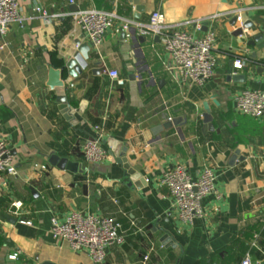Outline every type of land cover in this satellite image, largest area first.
<instances>
[{
	"label": "crops",
	"instance_id": "1",
	"mask_svg": "<svg viewBox=\"0 0 264 264\" xmlns=\"http://www.w3.org/2000/svg\"><path fill=\"white\" fill-rule=\"evenodd\" d=\"M70 1L18 0L24 25L0 36V139L11 147L17 168L16 177L0 182V264H94L86 252L52 236L51 219L64 220L72 211L121 225L124 242L108 250L105 264H241L246 255L264 264V120L238 113L234 104L245 90H264V0ZM88 9L117 12L132 23V36L126 38L117 21L99 51H91L83 76L68 86L71 106L85 105L74 126L46 85L49 70L72 58L83 35L69 14ZM236 9L250 27L242 28L243 36L233 35L239 26H231V15L207 21L206 28L203 22L197 31V21ZM157 11L167 24L196 37L215 32L217 66L204 87L169 71L172 61L157 38L136 35L135 25L147 24ZM238 57L250 61L241 71L232 67ZM103 64L120 73L123 85L109 90ZM205 103L213 128L203 131ZM169 119L172 127L164 128ZM95 127L107 152L109 140L123 145L142 179L125 177L109 154L98 165L84 162L81 147L96 136ZM53 152L83 172L51 165ZM177 164L194 180L207 166L217 175L216 193L204 199L203 215L192 225L178 220L168 190L159 184ZM15 203L22 205L19 214ZM246 229L252 236L246 234L243 247L236 240ZM256 234L258 248L252 247Z\"/></svg>",
	"mask_w": 264,
	"mask_h": 264
},
{
	"label": "built area",
	"instance_id": "2",
	"mask_svg": "<svg viewBox=\"0 0 264 264\" xmlns=\"http://www.w3.org/2000/svg\"><path fill=\"white\" fill-rule=\"evenodd\" d=\"M74 4V0L70 1ZM34 12L41 14L46 21L50 17L45 10L35 8ZM240 9L229 13L213 15L205 20L197 21V31H201L202 23L215 20L222 15L237 17L239 28H243ZM75 20L79 31L88 43L99 51L105 36L113 29L117 21H121L120 31L126 38H131V22L120 17L117 12H107L98 9H88L69 14ZM25 22L21 15L18 0H0V36H4L13 26H23ZM136 35L142 38H157L165 53L170 57L172 65L169 71L176 72L182 81L197 87H204L212 80L216 66V34L207 31L204 37H196L191 33L178 30L176 25L167 24L164 15L154 12L147 24L135 25ZM3 48V46L1 47ZM246 57L234 59L232 67L235 71L243 70L249 63ZM102 73L109 78V90L116 85H123L120 73L102 65ZM236 111L244 116L264 120V90H245L235 96ZM172 119H169L171 122ZM96 136L88 139L81 147L82 157L87 165H98L109 158L108 152L102 146V131L95 127ZM5 176H17L15 156L5 139H0V182ZM217 175L210 167H204L198 179L190 176L184 164H177L167 170L159 181L166 188L172 199L173 210L178 220L186 225H192L195 219L203 215V201L216 193ZM19 214L21 203L13 205ZM22 224L31 225L30 221L21 220ZM121 225L113 218L100 216L92 212L72 211L64 220L56 217L51 219V232L54 239H62L77 253L86 252L94 264H105L108 250L116 243H123L120 234ZM259 237L253 236L252 247L258 248ZM18 254L11 255L16 260ZM148 257L145 258L147 261ZM241 264H253L246 255Z\"/></svg>",
	"mask_w": 264,
	"mask_h": 264
},
{
	"label": "water",
	"instance_id": "3",
	"mask_svg": "<svg viewBox=\"0 0 264 264\" xmlns=\"http://www.w3.org/2000/svg\"><path fill=\"white\" fill-rule=\"evenodd\" d=\"M133 3L137 5V1L133 0ZM230 24L231 26H235L237 24V17H230ZM205 28L208 26L207 22H204ZM244 29H248L249 24L243 25ZM235 37H240L244 35V30L239 28L236 29L235 33L233 34ZM77 50L72 56V58L65 62L63 66L60 69H54L51 68L48 72V82L47 87L55 93L57 96V103H58V109L63 116V118L71 122L72 125H76L77 122H81V114L83 112L84 104L80 105L79 109H75L71 106V102L68 100L67 92H68V86L72 85V83L81 78L83 76V73L88 69L89 67V59L91 55V51L94 49V46L92 43H88L85 41V36L81 35L78 40L76 41ZM97 74H99V70H95ZM234 77L233 79H235ZM239 79H242V82L246 80V76H239ZM204 109L206 111V114L204 115L205 118V125L203 127V131L210 129L212 130V124L210 121L212 120V117L210 115V110L208 107V104L205 103ZM75 120V121H74ZM164 128L172 127V121L164 125ZM105 145H107L110 150L108 154L115 159V161L122 165L124 171H125V177H128L129 180H131L133 183L139 181L142 179V175L140 173H137L131 169V167L128 164L127 158L124 156L125 149L123 145L117 141L109 140L105 142ZM49 163L53 166H56L62 170L71 171L73 173L83 171L80 169L79 165L76 163H73L69 161L68 159H63L58 157L54 152L50 156ZM32 193L35 194L34 189H30ZM167 237L164 240V243L167 242ZM42 264H52L49 262H45Z\"/></svg>",
	"mask_w": 264,
	"mask_h": 264
},
{
	"label": "trees",
	"instance_id": "4",
	"mask_svg": "<svg viewBox=\"0 0 264 264\" xmlns=\"http://www.w3.org/2000/svg\"><path fill=\"white\" fill-rule=\"evenodd\" d=\"M251 232L252 231L248 230V229L241 231L239 238L236 240V244H241L243 247L247 246L246 245L247 244V240L245 241L244 237L246 236L247 233L250 235ZM251 236L252 235H250L248 237H251Z\"/></svg>",
	"mask_w": 264,
	"mask_h": 264
}]
</instances>
